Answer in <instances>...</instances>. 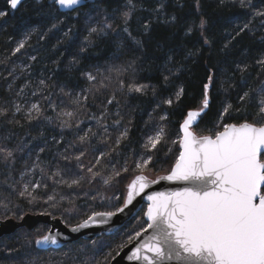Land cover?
<instances>
[{
  "label": "trees",
  "instance_id": "obj_1",
  "mask_svg": "<svg viewBox=\"0 0 264 264\" xmlns=\"http://www.w3.org/2000/svg\"><path fill=\"white\" fill-rule=\"evenodd\" d=\"M86 1L63 14L51 0H27L16 11L0 0V12L7 13L0 17V220L46 215L75 227L93 213L122 207L128 185L141 174L137 163L151 157L143 174L163 176L175 162L180 126L189 110L200 107L209 74L210 105L193 128L197 136L222 131L224 124L251 123L257 115L264 89L258 63L264 58V16L255 13L264 11V0H250L246 9L218 6V0H132L131 36L123 31L128 0ZM245 23L249 27L236 36ZM93 27L97 32L90 35ZM132 85L146 90L129 91ZM245 92L250 99L241 101ZM168 98L172 106L164 103ZM161 128L156 149L145 147ZM7 151L13 156L5 161ZM73 179L80 183L69 186ZM143 214L112 236L57 251L36 247L47 227L20 230L0 238V264H33L35 258H45V264H109L146 227Z\"/></svg>",
  "mask_w": 264,
  "mask_h": 264
},
{
  "label": "snow or ice",
  "instance_id": "obj_2",
  "mask_svg": "<svg viewBox=\"0 0 264 264\" xmlns=\"http://www.w3.org/2000/svg\"><path fill=\"white\" fill-rule=\"evenodd\" d=\"M21 2L22 0H8L13 10L17 9ZM39 2L40 0H37V3ZM51 3L60 9L78 11L84 4V0H51ZM128 3L130 9L123 13L125 25L123 31L131 36L127 24L135 5L132 4V0H128ZM228 4L246 9L250 5V0H218V6ZM6 14L0 12V17ZM255 15L264 16V11H258ZM175 19L173 16L172 20L175 21ZM205 25L206 20L201 19L198 25L201 36L204 35ZM105 27L112 28V25L106 23ZM248 27V23H245L236 32V36ZM144 28L147 31L149 25H144ZM192 31L193 27L187 30L188 34ZM96 32L97 28L93 27L89 34ZM208 42L205 37L204 43ZM23 47L22 42L16 51L19 52ZM189 55L192 53L190 52ZM258 63L264 68V58ZM246 70V68L242 69V71ZM86 76L89 80L95 79L91 73H86ZM164 79L167 81L168 77L165 76ZM212 83L213 75L209 74L207 82L203 85L200 107L189 110L180 126L183 135L179 141L181 149L179 155L171 168L167 170V174L159 177L161 180L182 182L183 187L167 194L156 192L147 196L150 204L145 213L147 225L142 231L151 229V234L133 253V256L137 260H142L143 264H169V262L174 264H264V89H261L258 111L253 122L224 124L222 131L212 135L197 136L192 130L193 125L210 105L209 91ZM133 90L136 93H144L146 86L132 85L129 91ZM183 92L184 89L180 88L175 93L177 101ZM245 98L250 99L248 92H245L240 100L244 101ZM164 103L172 106L174 101L168 98L164 100ZM231 107L232 105H228L221 115L227 113ZM32 109L37 113L40 111L36 104L32 105ZM17 110L19 111L18 106ZM63 115L71 116L72 113ZM160 119L164 120L166 116H161ZM126 134L127 129L122 135ZM163 136L164 129L161 128L155 136L149 137L145 147L150 145L151 149H156ZM80 139L84 141L86 137H80ZM119 142L118 138L116 143L119 144ZM12 156L13 153L7 151L4 155L5 161ZM76 159L79 160L80 157ZM150 161L151 157H148L142 159L141 163H137L136 167L141 170V174L128 185L123 207L115 211L93 213L72 231L75 232L80 228H87L90 223H96L97 217L102 218L101 223L106 222L117 212H123L136 195L148 188L150 182L156 183V180L143 174L144 168ZM88 171L92 172V169L88 168ZM98 174L93 173V176ZM54 175H59V172ZM116 175L119 173L117 172ZM110 180L111 178H105L104 183L108 184ZM65 183L68 182L65 181ZM79 183V179H73L69 186ZM35 187L38 188L40 185L36 184ZM24 191H28L27 185ZM21 195L23 196L24 192ZM48 199L52 200L53 197L49 196ZM140 235L141 231L135 233L136 237ZM129 239L131 240L132 237L130 236ZM26 242L31 243V241ZM49 243H56L51 234L35 240V244L41 248Z\"/></svg>",
  "mask_w": 264,
  "mask_h": 264
},
{
  "label": "water",
  "instance_id": "obj_3",
  "mask_svg": "<svg viewBox=\"0 0 264 264\" xmlns=\"http://www.w3.org/2000/svg\"><path fill=\"white\" fill-rule=\"evenodd\" d=\"M26 1L27 0H22L17 9ZM86 4L87 1L84 0V4L78 10L83 8ZM56 7L58 8V6ZM17 9H15L14 11H16ZM58 10L63 14L75 12L60 8H58ZM198 121L193 125V128L198 123ZM180 133L182 137L183 133L181 131V127ZM156 181V183L150 182L148 188H146L144 192L136 195L132 203L129 204L123 212H117L116 215H114L111 219L106 220V222L101 223L100 221L102 218L97 217L96 223H90L87 228H80L78 231L74 232L72 231V229L76 228L77 226L68 227L63 224L60 219H53L52 217L46 215L27 214L19 221L14 219L0 220V238L15 234L16 232L23 229L34 231L39 226H45L49 228V232L46 235L51 234L55 238L56 243H49L42 248L38 247L37 245L36 247L40 251H57L68 245H72L80 241H93L102 236H112L113 234L121 230L133 218H135L143 208L146 207L147 212L148 205L150 204V201L147 199L148 195L156 192H163L167 194L179 190L183 187L182 182L161 180L159 178L156 179ZM145 220L147 222L146 215ZM150 234L151 229L146 232L141 231L140 237H135L132 242L125 246L118 253V255L110 261L109 264H143L142 260H137L133 256V253L136 251L137 247H139L140 244H142L150 236ZM169 264H174V262H169Z\"/></svg>",
  "mask_w": 264,
  "mask_h": 264
},
{
  "label": "rangeland",
  "instance_id": "obj_4",
  "mask_svg": "<svg viewBox=\"0 0 264 264\" xmlns=\"http://www.w3.org/2000/svg\"><path fill=\"white\" fill-rule=\"evenodd\" d=\"M193 130V129H192ZM193 132H194V130H193ZM194 134H195V132H194ZM145 175H148L152 180H156V179H158L159 177H161V176H155V175H153V174H151V173H146ZM166 175V174H165ZM164 176V175H163ZM127 192H128V188H127ZM126 192V193H127ZM126 196H127V194H126ZM142 211H143V217H145V213H146V207L145 208H143L142 209ZM144 219V221H145V223H146V225H147V222H146V220H145V218H143ZM63 223V222H62ZM64 224V223H63ZM66 225V224H65ZM78 226V225H77ZM48 228V227H47ZM49 229V228H48ZM134 232H136V230L134 231ZM136 237V236H135ZM134 237V238H135ZM81 242V241H80ZM69 246V245H68ZM46 260H45V258H41V259H39V258H35L33 261H32V263L33 264H36V263H38V264H45L44 262H45ZM46 264H49V263H46ZM56 264H64L63 262H61V263H56ZM65 264H67V260L65 261Z\"/></svg>",
  "mask_w": 264,
  "mask_h": 264
},
{
  "label": "flooded vegetation",
  "instance_id": "obj_5",
  "mask_svg": "<svg viewBox=\"0 0 264 264\" xmlns=\"http://www.w3.org/2000/svg\"><path fill=\"white\" fill-rule=\"evenodd\" d=\"M49 232V231H48Z\"/></svg>",
  "mask_w": 264,
  "mask_h": 264
}]
</instances>
